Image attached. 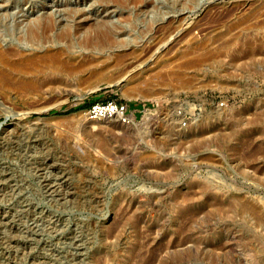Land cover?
I'll return each mask as SVG.
<instances>
[{"label": "rangeland", "instance_id": "rangeland-1", "mask_svg": "<svg viewBox=\"0 0 264 264\" xmlns=\"http://www.w3.org/2000/svg\"><path fill=\"white\" fill-rule=\"evenodd\" d=\"M103 1L0 0L7 23L67 19L76 8L89 24L123 27L131 45L152 46L157 25L179 24L153 55L129 60H145L137 68L109 59L0 93V264H264V44L252 58L244 45L264 39V30L248 31L264 15L219 34L254 0H178L165 15L173 0L105 9ZM196 22L205 29L191 31ZM208 38L218 60L186 70L184 85L174 71L205 50L181 53ZM136 70L141 80L128 81ZM93 71L117 85L81 81ZM146 82L153 89L144 94ZM112 101L126 106L128 123L90 119L94 104ZM238 202L256 212L241 213Z\"/></svg>", "mask_w": 264, "mask_h": 264}, {"label": "bare ground", "instance_id": "bare-ground-1", "mask_svg": "<svg viewBox=\"0 0 264 264\" xmlns=\"http://www.w3.org/2000/svg\"><path fill=\"white\" fill-rule=\"evenodd\" d=\"M141 1L142 0H113L112 3L115 4H111L110 0H105L102 3L100 2L101 4H98V7H102L103 9H105L108 8L109 6L110 7L117 6V4L120 3L121 6L122 5L127 6L128 3H133L135 5L137 4L143 5ZM175 2L177 3L178 0H173L172 3L168 2L163 4L161 8L165 10L163 11L162 14L165 15L171 12L177 13L179 9H176L174 5ZM248 2H245V4ZM238 6L241 7L242 4H239L236 7L238 8ZM220 8H222V11L226 10L225 9L226 7L224 6H220L219 9ZM145 9H146L145 6H141L140 9L138 7L137 10L139 12H145ZM210 9H211L210 12L215 13L214 17H216L215 15H217L219 12H217V10H215L216 11L215 12L214 7L212 6ZM262 15H264V0H254L250 5L249 12L243 14L242 17H240V21H238L236 25L224 26L223 29L221 28L222 30L220 31L219 34H228L243 22L250 21ZM50 16L51 17L45 16L47 18H43V19L40 18L36 20L32 19L29 21L28 19L17 21L16 18L15 20L11 21V23H7L5 19H3L0 15V93L1 94L7 95L13 89H30L31 87L33 88L32 84L34 78L43 73L58 71L59 73L63 72L65 74L67 73L71 75L72 74L81 75V72L84 71L85 69L90 67H95V65H98L100 61L105 62L109 59H112L114 62H116L115 64H118L119 67L125 66L127 63H129V67H131L133 66V64H131V61L129 60L135 59L137 56H139V53H143V52L145 53L143 58H145L153 51H157L159 49L160 44L167 36H171L172 34L174 35V33L179 32V24L177 20L175 22L170 21L167 25H162L163 24L162 23L160 25H157V29L155 28L156 29L155 32L158 34L157 35L158 39L154 45L144 46L143 44L140 43L131 45L124 39L120 38L121 35L124 34L122 33L123 27L120 29L118 26L114 24L115 22L112 23V21H106L105 19L99 20L98 18H94L93 21L95 22L89 24L86 21L92 20L91 18L92 16L91 15L90 17L87 16L84 11H81L79 9L76 8H70L68 10L66 9L65 17L67 16V19H69L68 21L67 19H62L64 15H62L61 13L57 16L56 14ZM193 29L203 30L205 28H203L202 24L196 22L195 24H193L191 31H193ZM248 29H250L248 30L249 32H254L256 30H264V21L259 22L256 25H252ZM191 31L190 30L187 31V34L190 33ZM212 38H208V40L201 43H198L193 40L188 43L186 50L183 53H181L182 57L183 56L187 57L191 53H193V51H197L200 49L202 51L205 50V52L200 57L189 58L186 61H184V63H182L183 66L181 64L180 70H176L174 68L176 70L173 73L175 79H180L184 83V85H188L189 81L187 82L183 74L186 70L193 69L194 71H196L203 64H206L207 62H212L215 59L218 60L217 57H219L218 55L221 52V50L210 52L212 50L209 49V47L215 41ZM250 39H248L247 42H244V45L245 48L247 49L246 51L249 54H251V58H252L253 53H255V51L260 50V48L263 47L262 45L264 44V39L260 42L258 40L257 41L254 40V38H253L254 41H251L252 39L251 40ZM128 46H129L128 52L125 53L123 57H121V55L116 56L114 53L113 54L111 53L110 55L107 54L110 51H116V50L119 51L120 49ZM172 48L174 49V47ZM144 61L145 60L142 59L137 63L135 62L136 64L133 66V68L135 67L137 68V66H139V64H143ZM177 61L178 60H176V62ZM176 68L178 69V67ZM94 72L96 71L89 73L88 75L89 77H87L86 79L83 80L80 79V80L82 82H91V81L103 79L102 81L105 80L108 81L109 85H112V83L117 84V81L113 79V75L107 76L105 78H101L102 76L98 75L99 73L97 72L94 73ZM143 74H144V70H138V71L136 70L134 75L128 78V81L134 82L138 79L141 80ZM26 75L29 77L26 78L25 77ZM151 86L152 83L146 82V86L142 90V92L144 94L148 93L152 88ZM237 205L241 213L254 214L256 212L254 208H252L251 206H249L244 202H238Z\"/></svg>", "mask_w": 264, "mask_h": 264}, {"label": "built area", "instance_id": "built-area-1", "mask_svg": "<svg viewBox=\"0 0 264 264\" xmlns=\"http://www.w3.org/2000/svg\"><path fill=\"white\" fill-rule=\"evenodd\" d=\"M89 117L94 120L117 118L122 123L129 122L126 106L114 101L105 104H94L89 110Z\"/></svg>", "mask_w": 264, "mask_h": 264}, {"label": "water", "instance_id": "water-1", "mask_svg": "<svg viewBox=\"0 0 264 264\" xmlns=\"http://www.w3.org/2000/svg\"><path fill=\"white\" fill-rule=\"evenodd\" d=\"M27 47V46H26ZM114 85H117L116 83H114ZM100 88H98V86H96L95 88H93V89H90V91H88V94L89 93H92V92H94V91H97V90H99Z\"/></svg>", "mask_w": 264, "mask_h": 264}]
</instances>
